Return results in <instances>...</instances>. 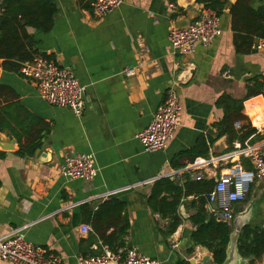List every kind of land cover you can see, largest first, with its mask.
I'll use <instances>...</instances> for the list:
<instances>
[{
    "label": "crops",
    "instance_id": "1",
    "mask_svg": "<svg viewBox=\"0 0 264 264\" xmlns=\"http://www.w3.org/2000/svg\"><path fill=\"white\" fill-rule=\"evenodd\" d=\"M92 1L54 0L57 13L52 30L28 29L38 53L72 68L85 87L82 116L47 104L35 82L0 68V86L4 87L0 140L14 148H0L4 153L0 157V234L29 225L25 232L28 241L60 256L63 264H78V257L96 253L93 246L98 235L89 213L115 197L126 203L130 221L126 249L131 244L130 249L162 264L212 256L201 246L189 252L194 230L190 217L195 213L189 202L193 197L183 200L182 224L172 235L169 219L155 213L147 199L161 179L170 178L180 186L188 178L191 181L185 171L197 158L231 151L227 137L218 138L214 127L224 116L216 102L224 93L240 100L246 97L248 79L264 76V51L236 52L229 5L220 17L222 36L209 47L198 46L193 56H183L173 52L170 30L187 28L197 19L204 7L198 0H125L101 19L93 17ZM189 66L195 68L194 75L179 81ZM126 68H136L137 75L125 77ZM175 84L182 106L181 126L166 150L146 152L137 135L151 123ZM254 98L244 104V114L251 122L246 103ZM260 116L261 121L252 126L264 134V113ZM201 138L209 146L207 157L175 161L178 155L196 149ZM261 143L264 141L255 144ZM21 148L37 149L22 157L18 155ZM76 154L94 155L98 173L93 181L69 180L62 175L65 159ZM241 165L252 170L248 160L242 159ZM225 168H203L202 181L215 186ZM254 184L250 199L237 205L235 212L252 206L255 213L249 223L263 227L264 178ZM117 190L123 191L102 198ZM206 211L212 217L207 204ZM83 225H89L92 232L83 234ZM0 264L10 263L0 260ZM254 264H264V257Z\"/></svg>",
    "mask_w": 264,
    "mask_h": 264
},
{
    "label": "trees",
    "instance_id": "2",
    "mask_svg": "<svg viewBox=\"0 0 264 264\" xmlns=\"http://www.w3.org/2000/svg\"><path fill=\"white\" fill-rule=\"evenodd\" d=\"M198 2L215 11L220 17L229 5L233 42L238 54L254 52L252 50L254 43L264 38V0H237L235 4H228L227 0H198ZM56 13L54 0H0V68L7 72L20 73L24 63L33 61L39 53L36 41L28 29L49 33L54 26ZM246 89L247 95L244 99H236L224 93L216 102V107L223 110L224 116L214 127L217 129L218 138L227 137L230 150L234 149L236 142L246 146L264 141V134L253 127L250 119L244 114L245 102L257 97L247 102L246 108L254 126L261 121L260 114L264 113V99L258 96H264V76L248 79ZM1 90H4L3 86H0V98ZM238 122L242 123L240 129L235 127ZM0 132H2L1 123ZM209 142L212 144L213 140L210 139ZM36 149L21 148L18 155L31 156ZM208 154V143L205 138H201L196 149L178 155L175 161L188 157L193 162L197 157H207ZM3 155L4 153L0 152V157ZM174 166L179 167L176 163ZM213 188L214 185L210 182L190 181L188 178L185 184L180 186L170 178H166L155 183L147 200L155 213L164 219H169L168 232L172 235L182 224L180 206L183 200L193 197L189 202L190 207L195 211L190 217L194 230L190 236L192 247L189 252L193 253L195 247L201 246L212 254L214 264H223L234 226L230 227L208 216L206 195ZM88 216L98 235V239L94 242L97 244L101 242L114 253L126 250L125 238L131 226L124 201L111 198ZM110 229L113 231L108 234ZM238 251L244 259L253 258L260 261L264 257V226L246 225L238 238ZM178 264H190V262L183 260Z\"/></svg>",
    "mask_w": 264,
    "mask_h": 264
},
{
    "label": "built area",
    "instance_id": "3",
    "mask_svg": "<svg viewBox=\"0 0 264 264\" xmlns=\"http://www.w3.org/2000/svg\"><path fill=\"white\" fill-rule=\"evenodd\" d=\"M125 0H93L92 15L101 19L119 8ZM223 34L220 16L213 10L203 7L197 19L187 28L173 27L169 39L175 54L193 56L198 46L209 47ZM254 52L264 51V38L252 46ZM21 75L35 82L41 99L59 108H69L80 117L85 109L86 89L70 67H63L47 56L38 54L33 61L23 64ZM123 75L127 78L137 75L136 68H126ZM177 85L168 89L164 102L158 107L151 123L137 135L144 150L149 153L164 151L174 139L181 126L182 106ZM242 123L235 124L240 129ZM248 160L252 170L245 169L241 160ZM213 165L226 167L221 172L214 188L206 195L208 211L218 222L234 226L236 206L246 202L256 180L264 178V144L243 146L234 143V149L220 156L197 158L187 167L191 180L202 181L203 168ZM62 175L69 180L93 181L98 173L93 154H76L67 157L61 167ZM128 189H131L129 187ZM123 190L107 192L102 198L117 195ZM28 226L8 229L0 234V260L10 264H63L60 256L28 241ZM83 234H89V225L81 227ZM95 255L78 257V264H162L136 249H126L114 253L101 242L93 246Z\"/></svg>",
    "mask_w": 264,
    "mask_h": 264
},
{
    "label": "water",
    "instance_id": "4",
    "mask_svg": "<svg viewBox=\"0 0 264 264\" xmlns=\"http://www.w3.org/2000/svg\"><path fill=\"white\" fill-rule=\"evenodd\" d=\"M233 4L237 2V0H230ZM195 68L187 67L186 71H184L179 77V81L183 82L190 80V78L194 75ZM0 148L2 150H13V145L10 142H5L0 140ZM184 212V208L181 209ZM254 208L252 206L245 208L241 212H237L236 218L234 220V230L230 236V242L226 252V260L223 264H254L256 259H244L241 257L238 251V238L241 230L248 224H250V220L253 217ZM132 245H129V249ZM190 264H214L213 257L210 255L204 256L201 260L197 261L196 259H191Z\"/></svg>",
    "mask_w": 264,
    "mask_h": 264
},
{
    "label": "rangeland",
    "instance_id": "5",
    "mask_svg": "<svg viewBox=\"0 0 264 264\" xmlns=\"http://www.w3.org/2000/svg\"><path fill=\"white\" fill-rule=\"evenodd\" d=\"M251 124H252V122H251ZM255 186H256L255 184L252 185V189H251V191L254 190V187H255ZM250 194H251V193H250ZM250 194H249V195H250ZM249 195H248L247 199H250L251 196H249ZM237 211H238V209H237Z\"/></svg>",
    "mask_w": 264,
    "mask_h": 264
}]
</instances>
